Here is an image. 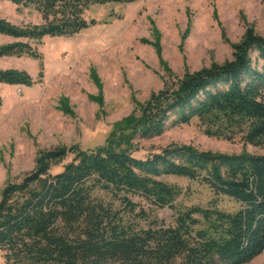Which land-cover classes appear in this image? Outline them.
I'll return each mask as SVG.
<instances>
[{
  "label": "trees",
  "instance_id": "1",
  "mask_svg": "<svg viewBox=\"0 0 264 264\" xmlns=\"http://www.w3.org/2000/svg\"><path fill=\"white\" fill-rule=\"evenodd\" d=\"M32 6L41 24L16 25L0 17L1 56L42 59L31 41L73 36L90 23L92 4L138 0H9ZM93 23V22H92ZM22 39V40H19ZM23 39L29 41L25 42ZM234 59L186 72L140 104L91 149L41 150L35 167L9 180L0 198V250L7 264H246L264 251V36L248 30ZM256 56L254 57L253 55ZM43 77V70L39 79ZM0 83L31 86L23 69H0ZM2 98L0 97V107ZM193 117L238 132L262 153L236 154L172 144L137 158L136 139L161 134ZM223 134V132H221ZM69 154L72 159L52 172ZM173 175L200 180L218 196L239 203L235 211L191 206L176 209ZM134 197L175 210L171 222L151 218Z\"/></svg>",
  "mask_w": 264,
  "mask_h": 264
},
{
  "label": "rangeland",
  "instance_id": "2",
  "mask_svg": "<svg viewBox=\"0 0 264 264\" xmlns=\"http://www.w3.org/2000/svg\"><path fill=\"white\" fill-rule=\"evenodd\" d=\"M84 16L90 25L73 36L30 42L42 59L0 57V69H23L35 80L31 86L0 83V198L9 180L35 167L41 150L104 144L114 128L175 78L233 60L235 46L248 30L264 36V0L92 4ZM0 17L16 25L43 22L34 7L9 0H0ZM16 40L0 34V45ZM172 120L159 135L138 137L133 155L145 159L172 144L228 154L262 153L244 144L238 132L222 131L209 119L193 117L180 124ZM72 157L69 154L51 171H61ZM160 179L178 188L176 209L211 203L227 211L239 208L238 202L216 195L200 180L173 175ZM134 199L151 218L172 221L174 209ZM0 264H7L1 250ZM246 264H264V251Z\"/></svg>",
  "mask_w": 264,
  "mask_h": 264
}]
</instances>
